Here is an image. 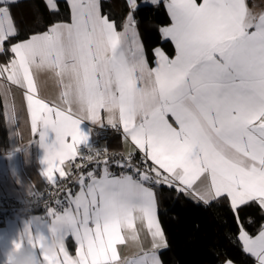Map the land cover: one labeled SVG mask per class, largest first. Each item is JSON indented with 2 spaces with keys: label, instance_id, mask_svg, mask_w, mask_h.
Here are the masks:
<instances>
[{
  "label": "snow or ice",
  "instance_id": "6c2138e0",
  "mask_svg": "<svg viewBox=\"0 0 264 264\" xmlns=\"http://www.w3.org/2000/svg\"><path fill=\"white\" fill-rule=\"evenodd\" d=\"M14 2L0 0V54H11L0 64V77L25 90L31 129L46 149L43 175L49 184L80 186L74 198L66 192L75 212L49 210L66 225L61 240L72 234L78 242L77 258L62 243L54 257L42 255L43 264H163L159 252L168 242L157 215V186L205 206L227 200L243 251L264 264V225L249 235L237 211L249 203L264 210V11L251 12L245 0H168L173 23L160 32L176 54L170 59L153 49L156 67L149 68L137 0H126L122 31L101 14L99 0H70V24H53L6 49L5 42L18 35L10 12ZM46 3L58 10L56 0ZM40 71L54 75L64 107L38 95ZM102 110L107 124L121 126L140 153L138 164L133 153L114 161L133 174L112 176L106 158L99 178L94 169L86 177L78 171L93 160L100 164L101 150L81 151L89 141L81 124L104 127ZM49 131L55 133L52 143L46 142ZM66 161L78 175L65 170ZM136 220L147 229L151 247L122 260L117 246L126 243L124 230H133L131 239L138 241ZM223 264L233 261L225 258Z\"/></svg>",
  "mask_w": 264,
  "mask_h": 264
},
{
  "label": "trees",
  "instance_id": "16d2710c",
  "mask_svg": "<svg viewBox=\"0 0 264 264\" xmlns=\"http://www.w3.org/2000/svg\"><path fill=\"white\" fill-rule=\"evenodd\" d=\"M144 1L137 0L140 4L136 13L137 27L149 65L153 66V49L161 48L169 57H173L175 46L170 40L161 38L160 29L171 23L165 2L162 0L155 5H143ZM253 1L248 0L249 4ZM57 6L58 10L52 11L45 0H20L12 3L10 12L18 35L6 41L5 48L33 34L42 33L53 24L70 21L69 3L58 0ZM127 10L126 0H101V13L115 21L118 30L122 29ZM10 55L2 54L0 59H9ZM7 144V131L0 105V147ZM154 189L159 202V220L168 242V247L159 252L163 264H223L225 258L231 259L234 264L255 263L243 251L237 239L239 229L227 200L221 198L205 206L174 189L163 186ZM237 211L240 223L250 235L256 234L264 225V210L256 203L241 206ZM68 245L74 248L72 240H69Z\"/></svg>",
  "mask_w": 264,
  "mask_h": 264
},
{
  "label": "crops",
  "instance_id": "0c3cea01",
  "mask_svg": "<svg viewBox=\"0 0 264 264\" xmlns=\"http://www.w3.org/2000/svg\"><path fill=\"white\" fill-rule=\"evenodd\" d=\"M17 1L20 0H15V2ZM66 1L69 3L70 6V0ZM160 1L162 0H159V2ZM163 1L165 2V5H167L168 0ZM57 2L58 0H56V3ZM200 2H202V0L198 3ZM99 3L101 11V0H99ZM245 3L248 6L249 10L253 13H259L261 11H264V0H254L251 4H249L248 0H245ZM142 4L152 5L150 0L148 3H145L144 1ZM138 5L140 4L138 3ZM71 22L72 14L70 21L59 23L70 24ZM172 23L173 21L171 18V23L165 27H170ZM122 30L123 29H120L118 31ZM139 38L142 42L140 33ZM163 52L169 57V55L164 50ZM144 53L147 59L145 48ZM1 55L2 54H0V56ZM174 57L175 55L169 58L171 59ZM8 60L9 59H0V64H5L8 62ZM156 60L157 58L155 57L154 65L150 66L147 59L148 67H156ZM36 81L38 87V95L41 98L45 99L46 102H54L64 107L63 101L60 98L61 86L57 83L56 78L51 72L40 71L36 74ZM4 85H7V89L4 88ZM5 91H7L8 95L7 106L5 104ZM24 91L25 90L20 88L19 86L11 85L4 78L0 77V105L3 110L8 140V144L5 147H0V197L7 196L10 198L20 199L33 193H42L48 188V186H50L46 177L43 175L47 167V165L44 163L47 154L46 149L43 147V144L39 139V132H33L31 129L30 113L26 106ZM72 107L73 111L75 112L77 109V105L73 104ZM100 116L101 119L104 121L105 126H110L107 124V113L102 110ZM117 127L121 129V132L116 134L114 133L113 136L111 135L105 140H102L100 142L102 149L122 153L124 155H128L129 153L138 154L139 151L135 149V146L130 142V140L125 139V134L123 133L121 126L117 125ZM99 128H101L99 124H95L87 120L83 121V123L81 124V130L89 136V141L88 145L81 146V151L86 152L87 148L91 146V144L96 139V133ZM54 140L55 133L49 131L47 134L46 142L52 143ZM71 164L72 162L70 161L65 162L63 167L66 171L71 168ZM108 171L112 176H120L113 174L110 166H108ZM102 174L103 169L100 175L95 176L99 178ZM154 191L157 199V215L159 218L158 196L155 189ZM79 192L80 186L78 184L73 198ZM67 208L75 212L74 204L69 203V206ZM59 213H63V211ZM134 223L135 232L138 235V241H134L131 239L133 230H124L123 234L125 236L126 243L117 246L118 253L122 260L125 258H136L139 254H142L141 249H143V251H147L151 247V238L148 235L147 229L139 220L134 221ZM57 224L64 223L60 222L59 220H56L53 217L52 212L50 211L46 213H36L28 218L20 220L5 221L0 224V264H9V261L14 254H34L40 259V264H43V260L41 258L42 255L47 257H54L55 255H57L58 249L61 247L62 243L52 256L45 254L43 249L41 247H38L36 244L37 238L40 237H43L44 240L49 244L54 243L56 241H62L59 236V233L66 230V225L64 224L65 227L63 230H57ZM258 232L251 236H256ZM69 240H72L73 242V249H71L68 245ZM64 246L66 251L68 252V255L71 256L73 259H76L79 245L72 234H68L65 237ZM59 255L62 259L63 254L59 253ZM254 262V264H256L255 259Z\"/></svg>",
  "mask_w": 264,
  "mask_h": 264
},
{
  "label": "built area",
  "instance_id": "2783aa9c",
  "mask_svg": "<svg viewBox=\"0 0 264 264\" xmlns=\"http://www.w3.org/2000/svg\"><path fill=\"white\" fill-rule=\"evenodd\" d=\"M120 132L121 129L119 127L113 128L110 126H104L99 128L96 133V139L91 144V147L101 150L102 155L96 158L100 160V164H97L96 160H93L87 162L86 166L80 168L78 171L83 172L86 177L87 172L94 169V175H100L103 169V160L106 158L108 160V166H110L113 174H133L131 169L121 168L114 163V161L123 160L127 155L114 151H107V153L104 154L100 145L102 140H105L113 133ZM139 160L140 154L133 153V163L138 164ZM77 163H79V160ZM71 171L78 175L77 169L72 164ZM85 182H88L87 178H85ZM77 187L78 183L65 181L61 182L57 188H53L50 185L42 193H33L20 199L7 196L0 197V224L5 221L28 218L36 213H46L49 212L50 209H54L58 213L62 212L69 206L68 198L66 197L67 190L70 189L74 195Z\"/></svg>",
  "mask_w": 264,
  "mask_h": 264
},
{
  "label": "clouds",
  "instance_id": "9594fccd",
  "mask_svg": "<svg viewBox=\"0 0 264 264\" xmlns=\"http://www.w3.org/2000/svg\"><path fill=\"white\" fill-rule=\"evenodd\" d=\"M108 195V193H106ZM65 227L64 224H57L56 229L57 230H63ZM61 243H64V241H56L54 243H47L43 237L37 238L36 244L38 247H41L45 254L52 256L58 249ZM9 264H40V259L31 253H22V254H14Z\"/></svg>",
  "mask_w": 264,
  "mask_h": 264
}]
</instances>
